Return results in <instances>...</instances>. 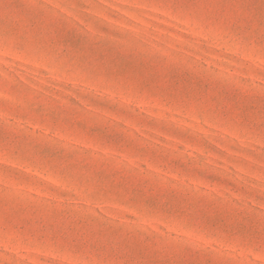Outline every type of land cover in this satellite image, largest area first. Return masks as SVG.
Instances as JSON below:
<instances>
[{
  "label": "rangeland",
  "instance_id": "obj_1",
  "mask_svg": "<svg viewBox=\"0 0 264 264\" xmlns=\"http://www.w3.org/2000/svg\"><path fill=\"white\" fill-rule=\"evenodd\" d=\"M0 264H264V0H0Z\"/></svg>",
  "mask_w": 264,
  "mask_h": 264
}]
</instances>
